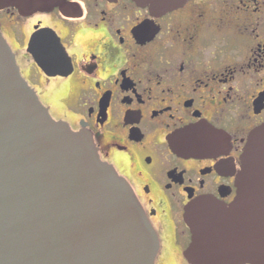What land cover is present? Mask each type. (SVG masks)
I'll return each mask as SVG.
<instances>
[{"label":"flooded vegetation","instance_id":"1","mask_svg":"<svg viewBox=\"0 0 264 264\" xmlns=\"http://www.w3.org/2000/svg\"><path fill=\"white\" fill-rule=\"evenodd\" d=\"M11 1L0 0V30L22 77L40 95L26 64L40 84L77 95L63 117L40 99L54 120L89 132L128 181L160 240L155 264L169 253L190 264L185 209L202 197L235 200L249 136L264 126V0H182L165 12L135 0H45L34 10ZM43 32L62 47L30 53ZM192 127L211 131L209 151L175 152L172 138Z\"/></svg>","mask_w":264,"mask_h":264},{"label":"water","instance_id":"2","mask_svg":"<svg viewBox=\"0 0 264 264\" xmlns=\"http://www.w3.org/2000/svg\"><path fill=\"white\" fill-rule=\"evenodd\" d=\"M168 11L182 0H135ZM34 10L45 0H12ZM56 34L30 43L47 54ZM62 47V45H61ZM47 72L54 67H42ZM50 114L22 77L0 30V264H155L160 240L128 183L101 160L92 135ZM211 131L192 127L171 140L179 154L208 152ZM231 204L188 205L190 264H264V126L253 131Z\"/></svg>","mask_w":264,"mask_h":264},{"label":"rangeland","instance_id":"3","mask_svg":"<svg viewBox=\"0 0 264 264\" xmlns=\"http://www.w3.org/2000/svg\"><path fill=\"white\" fill-rule=\"evenodd\" d=\"M8 38L10 39V41L14 44V46H17L16 49L19 51V54L22 56L23 53L20 52L18 43L15 41V36L12 35L10 32L7 33ZM82 36H81V40H82ZM78 41V42H81ZM74 43H76V41H74ZM82 43H79V47L81 48ZM79 48V49H80ZM25 62V61H24ZM31 65V64H30ZM23 71L25 76H27L28 78H30L32 85H34V87H36L41 95V98L43 100V102H45L46 104L52 106L53 108V113L58 116V117H63L66 115V112L68 111L70 105H73L74 102L76 101L77 95L73 93V95H68V93L66 94L65 91L59 89V88H54L52 90H50V87L47 85H44L43 83L40 84L32 75V72L30 70V66H26V64H23ZM50 90V91H49ZM38 92V91H37ZM39 95V96H40ZM164 236L166 238V240L168 241V252H171L172 250V237L171 234L169 235V232L171 231L170 225L169 223L165 222L164 224ZM170 254V253H169ZM169 254L165 255L164 258H162L159 262V264H178L176 259L174 261V256H169Z\"/></svg>","mask_w":264,"mask_h":264},{"label":"bare ground","instance_id":"4","mask_svg":"<svg viewBox=\"0 0 264 264\" xmlns=\"http://www.w3.org/2000/svg\"><path fill=\"white\" fill-rule=\"evenodd\" d=\"M79 41V40H78Z\"/></svg>","mask_w":264,"mask_h":264}]
</instances>
